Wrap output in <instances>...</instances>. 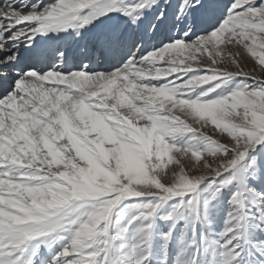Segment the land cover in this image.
<instances>
[{
  "label": "snow or ice",
  "instance_id": "1",
  "mask_svg": "<svg viewBox=\"0 0 264 264\" xmlns=\"http://www.w3.org/2000/svg\"><path fill=\"white\" fill-rule=\"evenodd\" d=\"M36 239L46 264H264V0H0V264Z\"/></svg>",
  "mask_w": 264,
  "mask_h": 264
},
{
  "label": "rangeland",
  "instance_id": "2",
  "mask_svg": "<svg viewBox=\"0 0 264 264\" xmlns=\"http://www.w3.org/2000/svg\"><path fill=\"white\" fill-rule=\"evenodd\" d=\"M60 34H64V33H60ZM49 35H51V33ZM222 201L223 203L221 204V207L218 210L214 209L209 216V219L211 221V228L214 230V232H219L223 227L224 212L226 211L227 208V204H226L227 195L222 197ZM133 214H135L134 210L122 208L120 205L116 206L109 216V223H110L109 232L110 233L115 232L120 227L125 226L129 217ZM157 225H158L157 227L158 232L161 230H166L167 226L163 221L157 219ZM203 230L205 232L208 231L207 227H205ZM130 236L131 233H128L124 240L118 241L117 243H127L130 240ZM67 242L68 241H65V243ZM156 243L159 244V238H157ZM173 250H174V246H173ZM125 251H127V248H125ZM156 260L153 261V264H159L158 259Z\"/></svg>",
  "mask_w": 264,
  "mask_h": 264
},
{
  "label": "bare ground",
  "instance_id": "3",
  "mask_svg": "<svg viewBox=\"0 0 264 264\" xmlns=\"http://www.w3.org/2000/svg\"><path fill=\"white\" fill-rule=\"evenodd\" d=\"M52 35V34H51ZM64 34H60V36H63ZM45 41L48 39V37H44L43 38ZM127 224V223H126ZM125 224V225H126ZM37 243H41V241H40V239H36L35 241H33V245L34 244H37ZM32 250V248H31V246H30V248H29V252ZM48 252V250H47V248H46V246H45V244H43V243H41V248H40V256H41V259H40V261H38V264H46V260H47V258H48V254L49 253H47ZM157 261V260H156ZM156 263V262H155ZM159 263V262H158Z\"/></svg>",
  "mask_w": 264,
  "mask_h": 264
},
{
  "label": "clouds",
  "instance_id": "4",
  "mask_svg": "<svg viewBox=\"0 0 264 264\" xmlns=\"http://www.w3.org/2000/svg\"><path fill=\"white\" fill-rule=\"evenodd\" d=\"M55 202H58V201H55V200H54L53 203H55Z\"/></svg>",
  "mask_w": 264,
  "mask_h": 264
}]
</instances>
